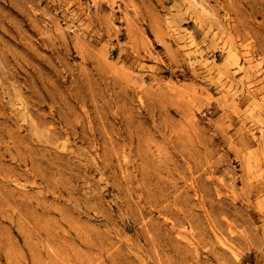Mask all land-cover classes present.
Here are the masks:
<instances>
[{
  "label": "rangeland",
  "instance_id": "rangeland-1",
  "mask_svg": "<svg viewBox=\"0 0 264 264\" xmlns=\"http://www.w3.org/2000/svg\"><path fill=\"white\" fill-rule=\"evenodd\" d=\"M0 264H264V0H0Z\"/></svg>",
  "mask_w": 264,
  "mask_h": 264
}]
</instances>
